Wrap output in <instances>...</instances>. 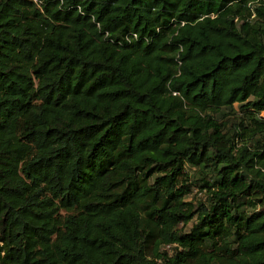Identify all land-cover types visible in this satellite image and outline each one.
Masks as SVG:
<instances>
[{
    "label": "trees",
    "instance_id": "1",
    "mask_svg": "<svg viewBox=\"0 0 264 264\" xmlns=\"http://www.w3.org/2000/svg\"><path fill=\"white\" fill-rule=\"evenodd\" d=\"M0 264H264V0H0Z\"/></svg>",
    "mask_w": 264,
    "mask_h": 264
},
{
    "label": "rangeland",
    "instance_id": "2",
    "mask_svg": "<svg viewBox=\"0 0 264 264\" xmlns=\"http://www.w3.org/2000/svg\"><path fill=\"white\" fill-rule=\"evenodd\" d=\"M187 199H188V200H192V201H198L199 199H203V196H202V194L199 192L197 186H192V188H191V192H190V194L187 196ZM190 225H191V223H189V224L185 227V229H186V230L189 229Z\"/></svg>",
    "mask_w": 264,
    "mask_h": 264
},
{
    "label": "built area",
    "instance_id": "3",
    "mask_svg": "<svg viewBox=\"0 0 264 264\" xmlns=\"http://www.w3.org/2000/svg\"><path fill=\"white\" fill-rule=\"evenodd\" d=\"M133 37H136V35L134 34Z\"/></svg>",
    "mask_w": 264,
    "mask_h": 264
}]
</instances>
